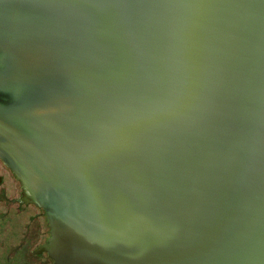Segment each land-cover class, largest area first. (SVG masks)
Segmentation results:
<instances>
[{"label": "water", "instance_id": "95a60500", "mask_svg": "<svg viewBox=\"0 0 264 264\" xmlns=\"http://www.w3.org/2000/svg\"><path fill=\"white\" fill-rule=\"evenodd\" d=\"M0 172L54 264H264V0H0Z\"/></svg>", "mask_w": 264, "mask_h": 264}, {"label": "rangeland", "instance_id": "374dc122", "mask_svg": "<svg viewBox=\"0 0 264 264\" xmlns=\"http://www.w3.org/2000/svg\"><path fill=\"white\" fill-rule=\"evenodd\" d=\"M0 175V198L18 199L20 196V188L18 185L3 173L0 172ZM16 204L15 202H11L9 205L4 206V200L0 201V211L2 210V212L7 213V217H2L0 219V264H13L14 261V264H21L20 261L24 260L23 257L21 259L19 257L21 255L18 251L19 249L17 248V252L8 250L9 245H28L29 250H27L28 254L26 257L29 262L27 264H40V261L41 264H43L48 258L46 263L54 264L45 251L41 254L39 253L40 257L31 255L30 250L42 244L47 238V235L31 207L27 206L25 208L20 206L22 210L17 211ZM17 207H19V205H17ZM31 215L32 219H30ZM25 231L27 235L24 239ZM27 260L25 258L26 262Z\"/></svg>", "mask_w": 264, "mask_h": 264}, {"label": "flooded vegetation", "instance_id": "af4514ba", "mask_svg": "<svg viewBox=\"0 0 264 264\" xmlns=\"http://www.w3.org/2000/svg\"><path fill=\"white\" fill-rule=\"evenodd\" d=\"M0 178H1V175H0ZM4 200V206H7V205H9L11 202H15V203H17L16 204V208H17V211H21L22 209H20V206H22V207H27V206H29V204H28V202H27V200L25 199V197H24V195H23V193L21 192V190H20V196L18 197V199H10V198H4V199H1L0 198V201H3ZM17 205H19V207H17ZM24 208V209H25ZM2 217H7V213H4V212H2V210L0 211V219L2 218ZM30 219H32V215L30 216ZM26 231H25V233H24V239H25V237H26ZM48 238V237H47ZM47 238L45 239V241L42 243V244H39V245H37V247H35V248H33V249H31L30 250V253H31V255H35V257H38L41 253H43L44 251L43 250H41V246L46 242V240H47ZM17 248L19 249L18 251L21 253V255L19 256L20 257V259L23 257L24 258V260L22 261H20V263L21 264H27L29 261L27 260V257H26V255L28 254L27 253V250H29V247H28V245H26V246H24V245H20V246H12V245H9L8 246V250H14V252H17ZM40 253V254H39ZM46 253V252H45ZM48 256V255H47ZM40 257V256H39ZM49 257V256H48ZM25 258H26V260H27V262L25 261ZM49 259V258H48ZM48 259H46V261L45 262H43V264H47L46 262H47V260ZM41 260H42V258H41ZM52 260V259H51ZM44 261V260H43ZM10 262H12V261H10ZM9 262V263H10ZM15 262V261H14ZM14 262H13V264H14ZM52 263H53V260H52ZM40 264H41V261H40Z\"/></svg>", "mask_w": 264, "mask_h": 264}]
</instances>
